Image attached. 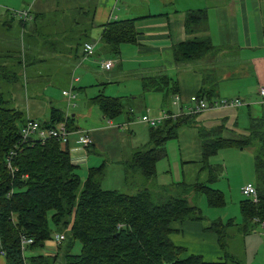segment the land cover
I'll return each mask as SVG.
<instances>
[{"label":"trees","instance_id":"obj_1","mask_svg":"<svg viewBox=\"0 0 264 264\" xmlns=\"http://www.w3.org/2000/svg\"><path fill=\"white\" fill-rule=\"evenodd\" d=\"M46 1L49 0L37 2L43 4ZM62 1L52 2L53 4L41 8L37 7L39 3L35 4L28 11L30 19L25 21L26 27L21 21L20 25L25 36L30 34L33 37L31 39L38 38L41 32H44V36L40 37L42 39L46 34H58V39L67 46L64 52L71 50L77 55L79 46L90 42L88 24L85 21L82 25L75 16L62 17L68 14L69 9L68 2L64 1V6ZM92 1L89 0V3ZM76 6L77 12L82 14L83 5ZM87 12V6H84L85 17ZM50 17L54 20H48ZM205 18L203 9L186 11L183 17L186 33L196 31L204 24ZM59 26H66L67 30L56 32L55 27ZM78 27L79 34H75L74 28ZM61 35L68 36V40L61 38ZM74 39H79V42L73 43ZM99 39L106 44L112 56H117L121 44L135 40L133 19H113L106 22L101 26ZM33 48L24 50L22 60L17 59L15 64L19 65L18 69L21 64L24 68L32 65L40 56L38 49ZM210 49L211 44L207 37L186 39L172 47V58L176 64H180L186 60L198 59ZM21 61L23 62L20 64ZM4 70L5 66L0 65V75L10 77V73L2 74ZM141 87L144 92H162L165 100L177 91L173 80L161 75L143 78ZM201 95L198 94L197 97ZM95 100L105 118H114L122 109L117 97L97 95ZM192 116L169 118L156 127H148V148L131 153L127 166H123L125 182L135 176L146 179L154 176L156 161L166 155V140L175 138L177 128L182 123H187ZM48 117V122L43 124L52 125L63 118V113L58 108L50 107ZM24 119L23 111L15 106H7V100L0 92V249L4 264H22L18 246L20 233L32 238L30 248L38 247L57 232H63L66 240L63 245L61 242L57 246L58 252L52 256L29 255L28 258L25 257L29 264H53L56 259L61 261L60 264H227L226 260L204 262L200 255L182 258V248L172 244L168 238L172 221H196L203 218L199 208L188 202L189 192L203 195L208 207H219L223 204L222 193L208 186L216 175L210 169L208 158L224 146L233 145L239 149L253 147L255 180L252 184L256 190L257 201L253 203L247 198L239 200L241 229L246 232V226L251 223L252 218L264 221L262 118L249 117L248 125L244 129L246 133L237 138L223 136L222 125L199 128L197 134L201 157L197 162L200 168L209 172L208 178L201 183L178 182L161 186L159 189L162 192L157 197L145 187L132 194L101 189L98 178L103 164L90 169L87 177L83 181L79 180L69 161L67 150L61 148L59 141L52 138L43 142L19 140V127ZM69 120L68 116L66 127L71 130ZM11 150L13 154L9 155ZM7 161L11 169L7 168ZM224 226L229 227L228 224L216 220L205 227V230L216 235L220 248L224 246ZM74 241L80 244L78 253H71Z\"/></svg>","mask_w":264,"mask_h":264},{"label":"crops","instance_id":"obj_2","mask_svg":"<svg viewBox=\"0 0 264 264\" xmlns=\"http://www.w3.org/2000/svg\"><path fill=\"white\" fill-rule=\"evenodd\" d=\"M87 2L86 23L88 24L89 39L93 44V53L84 57L80 45L77 55L71 50L63 53L59 50H57L58 52L50 50L51 56L48 57L57 58L59 60L58 64H62L69 71L68 81L65 80V82L68 88L71 87L75 93V98L77 97L76 93H81L80 98H82L78 100V105L75 106L76 110L68 115L72 129L69 130L66 140L60 143L61 148L67 150L69 161L74 166V172L79 180L83 181L90 169H95L103 164L101 175L98 178L101 189L114 190L119 187L120 180L123 183L125 182L124 162L130 159L135 148L126 153L122 146L123 140L119 139L118 136L127 133L133 137L134 133L128 129V126L133 127L135 123H139L147 127V141L145 144L148 148L149 126L140 122L137 117L146 111L147 105H151L149 103H153L152 106L155 107L152 111L153 115L163 110L174 112L177 108H180L182 110L180 116L193 115L184 125L194 122L198 129L222 125L224 127L222 134L224 133L231 138H237L246 133L244 129L247 126L245 128H242L244 126L237 127L239 121L235 114L240 108L245 110L247 125L249 117L264 119V101H261L257 94V88L264 86V0H93L91 11L89 0ZM45 5L47 4L39 3L37 7L41 8ZM62 5H64L63 1ZM148 7L153 8V10H149ZM0 8L5 10L4 13L0 9V65L5 66L12 74L19 73L25 81L27 79L26 71L28 70L30 80L31 72L38 75V64L44 61L45 58L40 55L32 65L26 68L20 62L22 70L18 69L19 65L15 62H17L20 48L23 47L24 43L23 28L18 22V25H20L18 36L17 34L16 36L10 35L8 31L11 24L15 19H18L12 13L16 10L5 8L1 0ZM195 9L205 11V22L196 31L186 33L183 24L184 13ZM66 16L71 17L72 14L68 12L62 17ZM73 16L77 18L79 23L85 24V22L82 23L79 20V15ZM81 16L82 18L85 17L84 4ZM113 19H133L135 31L134 42L121 44L117 56H112L106 44H103L99 39L101 26ZM55 30L56 32L64 31L67 30V27L59 26L58 28L55 27ZM75 34L79 33L75 31ZM195 37H207L211 44L210 51L198 59L186 60L176 64L172 58V47L186 39ZM33 47L35 49L36 45ZM96 49L100 51L99 55L95 54ZM106 60L112 62L110 69H103L100 66V63ZM158 75L169 77L176 84V93L169 95L166 100L160 91H142L141 80ZM63 89H66V87L61 90ZM31 91L26 93L23 99V118L28 116L42 123L48 122L49 108L54 107L51 100L47 97L46 92L43 95L45 100H42L37 96L38 92L33 93ZM114 92H117V94H113ZM198 94H202L198 98L206 101L238 98L245 101L246 105L206 109L199 113H209L212 110L217 112H211L210 117L196 120L194 116L199 113L184 114V111L191 105L188 101L189 97ZM97 95L119 99L122 109L117 116L120 119L114 122L117 116L108 119L102 115L95 100ZM175 96L177 97V106L172 103ZM58 109L62 113L65 112L60 106H58ZM220 110L234 111L231 114L232 129L230 127L227 129L223 125V122L228 120L227 114H229V111L222 114L218 113ZM210 123L212 124L208 126ZM83 134L90 138V142L85 147H80L79 138ZM226 147L238 149L240 152L245 149H239L233 145L222 148ZM246 148L252 150L253 153V147ZM247 154L249 157V153ZM200 157L201 154L195 162ZM188 162L193 161H183L181 163ZM197 163L196 166H198ZM208 163L211 167L216 168L210 167L214 175L216 174L211 183L216 181L218 176H222L225 169H228L221 158L216 160L209 157ZM201 170L204 169L200 168L199 165V174ZM247 170L248 172L246 171L243 174L244 179L239 185V189L244 183L250 182L248 180H250L251 172H249V168ZM203 172L205 173L203 181H205L209 172L207 170ZM133 179L130 180L131 183H133ZM103 180L107 182L104 186L101 184ZM110 181L114 182L109 184ZM178 182L183 181L179 180L172 183ZM197 182V180H194L191 183ZM204 218L203 216L202 219L196 221L176 220L170 223L168 238L172 244L182 248L183 251L180 257L200 255L204 262L232 261L227 258L229 256L226 252L222 251L220 255L217 249L219 245L216 235L211 231H207V229L206 231L203 230L211 221L216 220L222 224H228L229 227L239 224H236L231 217L226 218L225 222L220 218H206L209 220L206 222V220H203ZM198 223H203L205 226L200 227ZM254 227H258V232L261 233L259 242L264 251V229L260 225L251 222L246 226V232H251ZM245 233L243 234L245 235ZM27 250V255L52 256L58 252V247L48 242L45 246L42 243L38 247H30ZM0 264H4L3 255H0ZM255 264H264V256L262 255Z\"/></svg>","mask_w":264,"mask_h":264},{"label":"rangeland","instance_id":"obj_3","mask_svg":"<svg viewBox=\"0 0 264 264\" xmlns=\"http://www.w3.org/2000/svg\"><path fill=\"white\" fill-rule=\"evenodd\" d=\"M3 4L5 5V8H11L16 11H25L28 10V8H32L39 0H1ZM60 0H49L46 1V4H53L52 2H58ZM67 1L69 4L68 12L69 14L73 15H79V20L83 23L86 21V17L82 18L81 14L77 12L75 9L76 4H81L84 6H88L87 1H81V0H63ZM59 4V3H58ZM93 2L90 3V11L92 8ZM49 6V5H48ZM149 10H153V8L148 7ZM1 9V8H0ZM2 10V9H1ZM83 10V9H82ZM5 13V10H2ZM29 15V13H28ZM9 16L8 14L6 15ZM20 16V17H19ZM16 16L18 19H15V21L11 24V27L9 29L10 35L18 36V22L20 24V19H22V16L19 15ZM30 16V15H29ZM48 20H54V18L50 17ZM23 21V22H22ZM24 27H26V23L23 19L21 20ZM57 23V22H56ZM61 27V26H60ZM62 29V28H61ZM76 31H79L80 27L74 28ZM49 32H51V29H48ZM44 36V32H41L38 34V38H33L30 34L25 36L24 29L22 31V37L24 39L23 47L20 48V53L18 58L23 59L24 58V49L29 50L33 46L36 45V48L38 49V54H40L42 57L45 58L44 61H41L40 64H38L37 69L39 70L38 75H35L31 72L30 80L28 75V70L26 71L27 79L26 81L23 80V76H21L19 73L12 74L9 72L8 69L2 71V74H11L9 77L0 75V92L2 93L3 97L7 100V106H15L19 109L23 110L24 105V96L26 93L31 92H38L37 96H39L42 100H45L43 95L45 92L47 93V97H49V100H51V104L58 108V106L61 107L63 111L67 115H70L74 110H76L75 106L78 105V100L81 99L80 95L81 93H76L77 97L74 99L73 106L66 105L64 97L61 95L60 90L63 87H66L68 90V86L66 85V81H68L69 77V71L66 70V67L62 64H58L59 60L57 58H48L51 56L50 50H59L62 53L65 50L66 44L63 43L58 39V34H46L44 39L40 38ZM37 38V39H36ZM61 38H64L68 40V36L61 35ZM18 39V38H17ZM35 40V43L34 41ZM56 40V41H55ZM25 41L27 42L25 44ZM73 43H78L79 39H74ZM32 45V46H31ZM67 47V46H66ZM50 53V54H49ZM100 51L97 49L95 50V54L99 55ZM17 58V59H18ZM51 59V60H50ZM94 59V58H93ZM97 60V59H95ZM23 61H21L22 63ZM32 68V67H29ZM22 70V68H20ZM20 70V71H21ZM76 74V73H75ZM13 75L15 78H13ZM76 85V84H74ZM46 90V91H45ZM88 93V91L86 90ZM108 92V91H106ZM90 94V93H89ZM113 94H117V92H114ZM77 99V100H76ZM173 102V101H172ZM151 105H147L146 110H148L149 114H154L152 111L155 109V107L152 106L153 103H149ZM229 111L228 120L226 122H223V125L228 129H232L231 120L233 112L231 110H220L218 113H226ZM211 112H217V111H211ZM211 112L209 113H199L194 116L196 120H202L206 117L211 116ZM235 114V113H234ZM245 110L244 108H240L239 111L235 114L236 118L239 122H237L238 128H245L247 126V117L245 116ZM234 116V117H235ZM119 118V116L116 117L114 122H116ZM139 120V115L137 117ZM212 123L208 124L210 126ZM214 126V125H213ZM128 129L131 130L134 133V136H130L127 133H123L118 136L119 139L123 140L122 146L125 149L126 153H128L132 148H135V150L138 149H145L147 141V127L144 125H141L139 123H135L133 127L128 126ZM226 129V130H227ZM69 131V130H68ZM198 128L193 123L187 124V125H180L177 128V136L172 139L166 140L164 147L166 151V155L164 157L159 158L155 163L154 168V176L149 177V179L142 178L141 176L133 179V183L130 182V179H128L126 182H122L120 180L119 187H117L114 190H117L118 192L124 193V194H132L135 193L136 190L145 187L147 188L154 197H157L158 194H160L162 191L159 189L161 186H169L172 182H176L179 180H182L186 183H191L194 180H197L198 182H201L204 180L205 173L204 170L200 171V174L198 172V166L199 163L195 162L199 155H200V147L198 146V136H197ZM223 136H226L223 133ZM248 151V152H243ZM242 152L240 150L232 148V147H226L219 149L214 156H210L212 159L219 160L220 158L224 160V163L228 166V169L223 171V175L220 177L218 176L217 180L213 183H208V186L220 190L222 193L223 198V204L219 207H208L205 203L204 197L201 194L195 193V192H189L187 194V199L191 205L197 206L200 211L201 215L205 218L203 220H206L208 222V219H214V218H220L221 220H226V218L231 217L236 224L232 227L224 226L223 229V241L224 244L223 248H217L220 255L222 251L226 252V254L229 255L230 260H227V264H255L259 260V258L263 255V246L259 242V236L260 232H258V227H254L251 232H246L241 229L240 223H241V216L238 212V200L242 199L243 196L241 195L239 191V185L241 182H243V174L244 172H248L247 168H249V172H251L250 180H248V177L246 178L250 182H254L255 176L252 168V150H248V148H245ZM249 153V157L248 154ZM130 160V159H129ZM129 160L124 162L125 167L127 166ZM183 161H193L188 163H181ZM196 163L198 166H196ZM114 181L108 182L109 184H112ZM101 184L104 186L107 184L105 180L101 182ZM112 190V189H111ZM225 222V221H224ZM200 227H204L205 224L198 223ZM210 224V223H209ZM208 224V225H209ZM227 228V229H226ZM257 228V229H256ZM203 231H206L205 229ZM65 232V231H64ZM245 233V235L243 234ZM199 240V239H195ZM65 238L62 241V245L65 243ZM48 242L53 244L51 239H47L43 242V246H45ZM80 248V244L78 241H74L72 247H71V253H78ZM28 250L25 252V257L28 258L29 255H27ZM206 258V257H205ZM29 264L28 259L26 260ZM61 261L59 259H56L53 264H60Z\"/></svg>","mask_w":264,"mask_h":264},{"label":"built area","instance_id":"obj_4","mask_svg":"<svg viewBox=\"0 0 264 264\" xmlns=\"http://www.w3.org/2000/svg\"><path fill=\"white\" fill-rule=\"evenodd\" d=\"M14 16H22L23 20H29L30 16L28 15V10L25 11H13L12 12ZM20 17V16H19ZM82 55L84 57L90 56L93 53V44L92 42H85L82 44L81 47ZM100 66L103 69H110L112 66L111 61H102L100 63ZM257 94L260 97L261 101H264V86H259L257 88ZM61 95L64 96L66 105L73 106L74 99H75V93L71 89V87L68 88V90H61ZM188 101L191 103L189 107H187L184 111V114H196L199 112H202L206 109H219V108H229V107H240L246 105V102L238 99V98H221L218 100H203L202 98H198L196 95H191L188 99ZM173 105L177 106V97H174ZM182 114V110L180 108H177L174 112L170 110L168 112L167 110L160 111L156 115H152L148 113V110H146L143 114L139 116V121L146 124L149 127H156L157 125L161 124L164 120L169 118H175ZM68 115L64 112L63 118L53 123L52 125L49 124H43L42 122L37 121L36 119H33L31 117L26 116L22 125L19 127V140L20 141H28L35 140L38 142H43L46 139H55L62 143L64 140H66L68 136V129L66 127V118ZM80 147H85L89 142L90 138L83 134L79 138ZM78 147V148H80ZM13 154V151H9V155ZM7 168L11 169L10 164L7 161ZM241 195L244 198L249 199L251 202L257 201V195L254 185L251 182L244 183L240 189H239ZM252 223H256L260 225L262 229H264V221H259L256 218L251 219ZM53 242V245L58 246L60 243L64 240L63 232H57L53 233L50 238ZM33 242L32 238L27 237L25 234L20 233L18 235V246L20 251V256L22 258V264H28L25 259V252L29 248V245ZM0 255H3L2 250L0 249Z\"/></svg>","mask_w":264,"mask_h":264}]
</instances>
